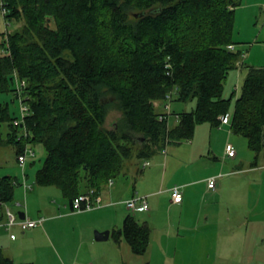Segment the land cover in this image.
Here are the masks:
<instances>
[{
  "label": "trees",
  "instance_id": "1",
  "mask_svg": "<svg viewBox=\"0 0 264 264\" xmlns=\"http://www.w3.org/2000/svg\"><path fill=\"white\" fill-rule=\"evenodd\" d=\"M242 2L0 0V93L12 92L28 108L17 126L18 110L0 103V144L11 143L16 155L41 144L35 183L55 186L72 206L81 192L98 193L124 173L134 157L149 161L191 139L196 125H220L231 104L224 84L240 61L245 75L229 129L246 138L256 165L264 157V63L247 62L248 50L237 45L246 43L234 35ZM16 80L24 81L19 89ZM174 88L176 101L196 102L169 125L166 114L158 118L157 100ZM111 109L119 116L107 126ZM16 185L14 176H0V204L13 200ZM111 233L142 254L151 226L127 213ZM0 264L36 263H15L0 248Z\"/></svg>",
  "mask_w": 264,
  "mask_h": 264
},
{
  "label": "rangeland",
  "instance_id": "2",
  "mask_svg": "<svg viewBox=\"0 0 264 264\" xmlns=\"http://www.w3.org/2000/svg\"><path fill=\"white\" fill-rule=\"evenodd\" d=\"M255 0H243L242 4L237 7V14L235 19V30L234 35L243 39V44H237L238 47L247 49L248 53L252 49V53L246 57L247 62L250 63H264V11L260 10V7L252 4ZM264 6V2L261 3ZM260 4V5H261ZM0 22L2 24V19L0 15ZM256 59V61L254 60ZM245 75V68L236 71H230L227 75V81L224 84L223 94L225 97L231 98L230 104V115L233 111L234 101L236 95L240 92L241 85ZM237 85V86H236ZM161 100H157L160 103ZM8 103L9 109L13 114L17 113L19 101L14 99L12 92L0 93V103ZM167 102V101H166ZM196 100H192L187 104L178 102L175 100V93L172 94V99L168 101L170 105V118L168 120L169 125H173L177 121L175 120L174 113L181 111L183 109L190 110L194 107ZM157 110L159 112H166L163 105H157ZM119 116V112L115 109H111L107 116L106 124L111 126L116 123ZM210 124L208 122H203L195 127V133L193 137L189 140H182L177 144H170L166 147V153H158L156 156L149 158L150 165L147 167H142L143 160L134 157L130 160L125 168L124 173L118 175L113 179V185H105L102 189L104 192L109 189L111 192V202L112 206H108L105 210L95 208L91 210H83L87 212L85 215L82 213L79 215H73L69 217L55 218L56 225L52 230H47L52 240V245H41L39 237L28 238V245L30 249H35L37 251V262L38 264H91L92 258H96L97 264H264V166L259 169L256 173L242 172L241 175H232L228 178L225 183L226 193L214 200V204L220 205V209L216 214L210 216V221L207 224L195 225L194 229L189 236H191V243L194 246L195 256L187 259H172V260H162L158 258L156 249L152 252L149 247V252L142 254L133 253L128 244L122 241V245L117 247L115 240L113 239L111 231L113 229H118L122 225L124 216L127 213H133L139 221H148L147 210L131 211L125 205V199L119 200L118 197H123L125 192H131L136 189L141 191L145 189L146 185L151 184V178L146 179L147 172L155 169L159 173H163V160L165 157L170 158L174 161V164L169 163L165 174V183L172 181V179H179L180 175L173 176L174 169L179 166H185L189 164L192 168L190 176L198 177L204 174L212 173L214 171H221V166H223L229 160H224L220 158L222 150L215 152L217 157L213 156L212 152L209 151L210 146V131L215 129H210ZM224 128L222 129L223 137H220L218 143L220 147H225V142L227 139V130L229 124L226 126L220 124L215 127ZM230 131V129H229ZM2 135L5 137L8 132V126L5 123L1 125ZM231 132V131H230ZM193 141V145L191 144ZM229 141L234 145L235 150L239 154L237 158L246 157L249 160L253 158V152L247 147V140L244 136L231 132L229 135ZM33 150H35L34 155H28L27 163L35 160V164L32 163L28 165V177L26 178L28 183H31L34 189L42 190L40 197H32L30 203H26L22 194V184L16 185L14 190V198L10 202H7L6 206L9 210L18 218L17 212L24 211L34 212L36 214L46 216V205L51 204L52 212L54 210L59 213V208L57 205L63 207L64 204L69 205L68 201L61 195L58 188L55 186H40L35 183V173L36 169L42 163L45 152L41 144H29ZM190 146H194L193 154L191 157L188 156L189 151L185 152V157L183 159L180 155V151L188 150ZM176 148V149H174ZM176 150V151H175ZM42 151V154H41ZM175 151V152H174ZM44 152V156L43 155ZM188 152V153H187ZM199 152H201L199 156ZM210 152V153H209ZM197 154V155H196ZM260 162L263 161V157H260ZM160 164V165H159ZM216 164V165H215ZM216 166V169H214ZM141 167L143 169H141ZM27 168V167H26ZM11 175L17 176L18 179H22V170L17 162L15 148L11 143H1L0 144V176ZM160 176V174H159ZM157 177H154V179ZM184 178V177H182ZM145 179V181H144ZM143 180V181H142ZM147 180V181H146ZM239 180V181H237ZM22 181V180H21ZM161 183H164L163 180ZM159 187V186H158ZM239 189V190H238ZM29 191V189H28ZM30 192V191H29ZM225 192V191H224ZM16 196V197H15ZM54 199V200H53ZM47 203V204H45ZM167 200L164 201V205L167 206ZM196 209L199 207L200 198L195 200ZM45 204V205H43ZM103 206V203H101ZM100 206V207H102ZM105 206V205H104ZM97 207V208H100ZM117 208L116 215H114L113 208ZM168 207V206H167ZM62 210V209H61ZM94 210V211H93ZM163 211V209H162ZM3 212L2 207H0V216ZM78 213L82 211H77ZM101 212V215L96 213ZM94 214L95 216H91ZM5 223L7 221V214L5 210ZM117 216V221L115 217ZM198 219V212L192 214V219ZM94 218H99V222H107L110 229V236L105 240H96L94 238V231H104V228L92 227L91 222ZM227 219V223L224 221ZM259 220V222H257ZM100 227V226H99ZM4 230V227H2ZM108 230V229H107ZM14 231V227H12ZM29 233L28 229L26 230ZM26 233V234H27ZM151 235V233H150ZM225 238H228V248L230 253V258H215V253L224 251ZM202 239L211 240V242L203 244ZM35 247V248H34ZM205 247V250L211 248V254L209 258L202 257L199 255ZM244 253L245 258L239 256L240 252ZM248 254H250L249 257Z\"/></svg>",
  "mask_w": 264,
  "mask_h": 264
},
{
  "label": "crops",
  "instance_id": "3",
  "mask_svg": "<svg viewBox=\"0 0 264 264\" xmlns=\"http://www.w3.org/2000/svg\"><path fill=\"white\" fill-rule=\"evenodd\" d=\"M262 2H264V0H255V1H252V4L257 5L258 3V5H260ZM252 49L253 47L250 49L249 53L247 52V57L252 53ZM254 60L256 61V59ZM252 64L261 65V63H253V62ZM240 65L241 64L239 61V63L237 64L239 70L242 69ZM229 115H230V111H229ZM223 125L226 126L227 124H223ZM210 127H212L210 129H215V130L210 131L211 148L209 149V151L212 152L213 156L216 159L218 157L216 153H214V151L218 152L220 155L219 150H222V154L220 155V158L224 159L225 161L229 160L228 163L226 162L223 166H221V171L219 172L214 171L212 173L204 174L202 176L192 177L190 176V172L192 168L188 164L187 165L188 167L179 166L177 169H174L173 176L178 174L184 178L180 177L176 181H174L175 179H172V181H168L165 183L164 178L166 174V169L169 166V163L174 164V161L170 160V158L174 157V155L172 154L170 158L168 156L167 157L164 156V160L162 163L164 171L162 174L161 172L159 173V171L155 169H152L150 170V172H147L146 179L148 180V178H151L152 180L149 186L147 184L146 188L141 189V191L134 189L130 193L125 192L123 197H118L119 200H124V199L131 197L132 195L136 193L146 196L148 207H149L147 210L149 211L147 215V218H148L147 222L151 226V235H150V240H149V244H148L146 252L147 251L149 252L148 250L149 247L151 248L150 252H152L155 248L159 259H162V260L187 259V258L195 256L194 246L191 243V236H189L188 234L192 232L195 225L199 226L198 224H204V225L207 224L210 221V216H212L213 212L215 211L214 214H216V212L220 209V205L214 204V200H216L218 197L226 193V190H225L226 187L224 185L228 181V178L231 177L232 175L239 176L241 175L242 172L254 174L259 169H262V167L264 166V157H263L262 162L259 161L260 159L259 158L255 165V164H252L253 158L251 160H249L246 157L237 158L239 154L237 153L236 150H235L236 152L235 156L233 157L224 156L225 147L224 148L220 147L221 145L218 143V140L220 137H223L222 129L223 130L225 129L224 128L216 129L213 126H210ZM225 133H226V130H225ZM230 134L231 132L229 131V128H228L227 139H226L225 145L226 143H230L234 147L231 141H229ZM191 144L193 145V141ZM193 147L194 146H190L188 150L180 151V155H182L184 160L189 158V157H185L186 151L190 152V153L188 152L187 153H188V156L191 157V154H193V151H194ZM41 154H42V151H41ZM200 154L201 152H199V156ZM42 156H44V152ZM33 158H35V155ZM33 158H32V161L29 162V164L28 163L26 164V167H27V168L25 167L26 178L29 176L27 172L28 165L32 166V163L35 164V160ZM214 169H216V166ZM212 176L216 177L214 187H208L207 180L208 178ZM14 177L17 180V185H19L22 179L20 178L19 180L17 176H14ZM154 177H157V178L154 179ZM162 180L164 183H161ZM113 184L114 182L112 180V183L110 185H113ZM106 185L108 186L109 184H106ZM173 185H179L182 191V200L179 203L172 201L170 189ZM29 191L28 189H25V190L24 188L22 189L23 198L24 200H26V203H30L32 197H36V195L40 197V194H42V190L40 189L36 190L33 188V186L29 188ZM99 194L101 196V203H103V206L101 205L102 207L95 208L96 211H98L97 209L105 210L106 208H108V206L113 205V204H110L111 202L110 200L112 197L110 195L111 192L109 191V189H107L106 192H104V189H101L99 191ZM198 197L200 198V202L202 203H200L199 207L196 209L195 200H197ZM166 200L168 202L167 203L168 207L164 205V201ZM6 205L7 204H4V203L0 204V207H2L3 209V212L0 216V248H2L3 252L6 255H8L15 263L31 261V262L38 264V262L36 261L37 260L36 256L38 255L36 248L34 247L35 249H30L28 245V238L37 236L40 238L41 245L51 246L52 240L50 239L49 233H46V232H48L49 230H52L55 227L56 225V222L54 221L55 218L61 217L62 215L63 217H69L73 215H79L81 213L85 215L87 213L85 211L78 213L77 210H73L70 204L69 205L64 204L63 205L64 208H62V206L60 205H57V208H59L60 214H58L55 210L54 212H52V208H54L55 206L52 207L51 204L46 205L47 207L46 216L36 214L32 211L27 212V215H26V212H24L25 217H28V218H32V219H35L38 217L44 218L41 225L28 229L29 233H27V231L23 230L19 224H14L10 226L9 228L6 227L5 225L6 219L4 216L5 210L8 208ZM113 211H114V215H116L117 208L116 207L113 208ZM196 211L199 214V218L198 219L196 217H195L196 219L190 218L192 217V214L194 216V212ZM18 212H17V215H18ZM140 212H143V211H140ZM96 214L98 215L97 217H99L101 215V212H98ZM90 215L95 216L94 214H90ZM98 219L99 218H96V219L94 218V221L91 222L92 227L94 226L98 228H104L110 231L111 226H109L107 222L100 223L99 222L100 220ZM116 221H117V216L115 217L114 222L116 223ZM227 222L228 221L226 219L224 223H227ZM257 222H259V220H257ZM2 227H4V230ZM12 227H14V231H12ZM228 240H229L228 238H225V240L223 241L224 251L215 253L216 254L214 256L215 258H230L231 257L230 253L232 252L227 250ZM122 241L120 242L115 241L116 245H118L117 247H120L122 245ZM209 242H211V240L208 241V240L202 239L203 244H206ZM211 253H212L211 248L208 250H205V247H204V249L200 251L199 255H201L202 257L209 258ZM239 256H241V258H245V255L242 252V250ZM249 256L250 254H248L247 257ZM91 258H92L91 264H97L95 260L96 258L94 257H91ZM73 264H76V263H73Z\"/></svg>",
  "mask_w": 264,
  "mask_h": 264
},
{
  "label": "built area",
  "instance_id": "4",
  "mask_svg": "<svg viewBox=\"0 0 264 264\" xmlns=\"http://www.w3.org/2000/svg\"><path fill=\"white\" fill-rule=\"evenodd\" d=\"M2 12H4V8H1ZM229 48H233L232 44L228 45ZM239 70V68L237 69ZM17 88L19 89L21 86L24 85L23 80H16ZM237 86V85H236ZM177 89L174 88L171 91L167 92L164 96V98L160 101V104L164 106L166 109V112H162L159 114L158 118L163 119L164 114H166V119L167 122L170 118V105L168 101L172 99V94L176 93ZM167 101V102H166ZM28 113V108L26 103L23 101H19V109H18V117L14 118L12 123L14 125L21 124V122L24 119V116ZM175 120L177 121L178 116L174 113ZM221 123L220 124H229L230 123V115L228 113L224 115L219 116ZM22 125V124H21ZM22 135L27 136L28 132L27 130L23 127V131L21 132ZM235 149L230 143H226L225 145V150H224V156L227 157H233L235 156ZM35 152L32 149V147L29 144H26L21 152H19L16 155L17 162L22 170V181L20 184H22L24 190L29 189L32 187L31 183L27 182L26 179V173H25V167L27 164V158L28 155H34ZM150 162L145 160L143 162V167L149 165ZM215 176H212L208 178L207 180V185L208 187H214L215 184ZM112 183V179L108 180V184L110 185ZM171 197L173 202H181L182 200V191L180 189L179 185H173L171 187ZM125 205L126 207L131 210V211H144L148 210V203L145 195H140V194H134L131 197L125 199ZM101 206V196L99 192L97 193L94 188H88L84 192H81L79 195H77L72 202V208L73 210L77 211H83V210H91L93 208H97ZM6 214H7V221L5 223L6 227L9 228L10 226L14 224H19L20 227L23 230H27L30 228H34L36 226H39L42 224L44 218L43 217H38L35 219L32 218H16L15 215L9 210V208L6 209Z\"/></svg>",
  "mask_w": 264,
  "mask_h": 264
},
{
  "label": "water",
  "instance_id": "5",
  "mask_svg": "<svg viewBox=\"0 0 264 264\" xmlns=\"http://www.w3.org/2000/svg\"><path fill=\"white\" fill-rule=\"evenodd\" d=\"M18 217L19 218H25L24 211L18 212ZM109 234H110V231L109 230H104V231H97V230H95L94 231V238L96 240H105V239L108 238Z\"/></svg>",
  "mask_w": 264,
  "mask_h": 264
}]
</instances>
